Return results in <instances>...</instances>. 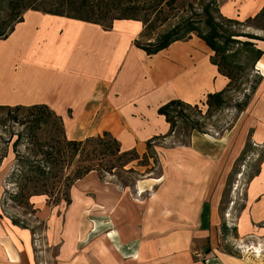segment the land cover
<instances>
[{"label": "crops", "instance_id": "crops-1", "mask_svg": "<svg viewBox=\"0 0 264 264\" xmlns=\"http://www.w3.org/2000/svg\"><path fill=\"white\" fill-rule=\"evenodd\" d=\"M262 9L264 0H226L220 13L243 22ZM22 18L0 39V106L46 105L61 117L68 140L107 132L121 152L146 155L148 145L169 137L160 107L173 100L205 104L229 84L195 35L148 56L134 44L143 31L139 21L116 20L104 29L34 10ZM253 35L264 38V31ZM251 43L261 51L254 65L261 81L244 111L245 124L236 128L233 155L230 146L206 147L199 139L160 149L158 177L132 188L103 183L90 172L72 189L64 217L46 218L48 249L40 255L31 232L3 216L0 179V264H264V255L250 249L264 240V157L253 175H244L234 236L230 211H222L225 180L247 129L264 147V41ZM224 223L229 230L222 231Z\"/></svg>", "mask_w": 264, "mask_h": 264}, {"label": "trees", "instance_id": "trees-1", "mask_svg": "<svg viewBox=\"0 0 264 264\" xmlns=\"http://www.w3.org/2000/svg\"><path fill=\"white\" fill-rule=\"evenodd\" d=\"M31 1L35 2L36 0ZM176 2L177 0H49V8L36 9L30 7V4L29 6H22V2L14 1L9 4L12 11V26L5 32L1 30L0 24V39H6L13 32L15 24L22 22V15L27 10L98 24L104 29H110L112 23L116 20L139 21L143 25V31L139 40H136L134 44L148 56L157 54L174 42L188 40L193 34L201 39L213 52L210 62L218 68L221 75L229 80L226 88L228 90L232 81L235 80L231 61L233 56L227 55L228 46L240 42L233 39L234 34L226 32L223 35L221 33V24L214 22L208 7L204 10L206 18L203 19L204 25L208 29L207 33L202 32L199 26L193 22L185 20L182 24L172 26V28L162 33L152 34L157 26L164 25L169 18L164 16L150 19V17L154 14L157 16L166 7L172 8ZM140 15H142L141 18ZM224 19L228 23H238L235 20ZM243 23L247 27L264 31V9L254 17L246 19ZM239 36H244L253 41H264V38L253 34ZM144 37L146 39L142 43L141 39ZM241 45L254 48L250 41L241 42ZM252 51L255 53V61H257L261 56V51L256 49ZM233 68L238 69L237 67ZM260 81L261 78L258 77L251 88V94L255 92ZM226 90L208 95L205 102L207 112H210L214 107L220 108L223 105V95ZM247 99L246 96L242 104L243 107L246 106ZM196 109L197 105L190 106L180 100H173L160 107L158 114L164 116L169 124L170 135L175 128L173 114L175 113L176 116L181 118L183 117V111ZM0 113H4L6 118L12 119L15 124L23 128L21 132L16 134L15 140L8 143L14 154L16 168H19L18 170L12 169V176L20 185V195L16 196L17 198L24 196L23 192L28 193L30 197L46 195L49 200L54 199V205L65 202L68 206L71 202V187L90 172L111 174L115 170H123L128 164L139 159V155L134 150L121 152L117 140L107 132L83 141L68 140L61 117L52 112L46 105L0 106ZM20 113L26 114V116L21 117L22 120L17 117ZM12 115L14 117H11ZM190 129H194L192 125ZM23 140L33 147V149L28 150L32 152L35 161H31L26 156L18 153L17 149ZM78 156H80V159L76 163L77 168L70 171L69 168ZM145 157L144 155L143 158ZM10 221L16 227L27 229L26 226L19 224L17 220L11 219ZM225 229L228 228L224 223L222 231H225ZM230 231L231 235L234 236L233 227Z\"/></svg>", "mask_w": 264, "mask_h": 264}, {"label": "rangeland", "instance_id": "rangeland-1", "mask_svg": "<svg viewBox=\"0 0 264 264\" xmlns=\"http://www.w3.org/2000/svg\"><path fill=\"white\" fill-rule=\"evenodd\" d=\"M14 1L22 2V6H29L30 4V7L36 9L49 8L50 4L48 3L49 0H36L35 2L31 0H0V24L1 30L5 32L12 26V11L10 10L9 4ZM224 1L226 0H177L172 8L166 7L157 16L154 14L150 17V19L162 18L164 16H168L169 18L167 23L162 26H157L156 30L152 32L154 35L169 30L172 26L180 25L185 20L193 22L199 26L202 32L207 33L208 29L204 25L203 19L206 18L204 16V10L208 7V10L214 18V22L221 24V33L225 35L228 32V34L235 35L233 39L240 43L229 45L227 55L233 56L231 60L232 66L238 69L232 67L235 80L232 81L231 87L223 95V105L220 108L214 107L210 112H207V106L201 104L197 106L196 110L183 111V117L181 118L174 113L175 128L174 132L168 138H160L155 141L153 146L148 147L145 158H143L144 155L140 156L137 161L128 164L123 170L118 169L111 174L105 172L97 173L103 183H114L118 187L132 188L136 181L156 178L161 169L160 149L189 146L196 139L204 142L206 147L211 142L214 144L218 143L221 147L225 144V148L230 146L229 151L233 155L234 144L239 136L238 132L235 133L236 128L240 124H245H242L241 121L244 118V111L253 100L254 93L251 94V88L260 76L254 74L256 57L252 50L255 47L250 48L241 45V42H252L253 40L239 36L253 34L255 29L247 27L243 22L237 20L235 21L238 23L226 22L220 13V6ZM19 8L23 9L22 7ZM141 17L142 15H140ZM156 24L158 25L159 23ZM145 39L146 37L142 38L141 42L144 43ZM246 96L248 97L247 103L243 107L242 104ZM24 116H26L25 113H20L17 117L19 120H22L21 117ZM11 117H14V115ZM191 125L194 128L193 130L190 129ZM22 129L12 119L6 118L4 113H0V179L3 185L1 212L9 220H17L19 224L27 227L33 236L32 247L34 252L36 255H40L39 252L48 249L45 236L47 228L46 218L56 214L59 219H62L67 206L65 202L54 205V199L51 198L49 200L46 195L30 197L28 193L23 192L24 196L21 198L16 197L20 195V185L14 180L12 169L15 168V170H18L19 168H16L14 154L10 146H8V143L11 140H15L16 134L21 132ZM252 136L253 130L247 129L243 147L240 152L234 155L231 170L225 180L223 188L222 211H225V213L230 211L229 215L231 216L232 221L230 223L232 227H234L233 220H236L238 209L242 204L244 185L248 180V178L246 180L244 175H247V177L253 175L262 157H264V147L256 145L253 142ZM222 138L229 139L230 143L228 141H222ZM31 148L33 149L30 144L23 140L17 151L20 155H24L31 161H35V158L32 157V152L28 150ZM78 159H80V156L75 159L69 168L70 171L77 168L76 163ZM239 175H242V177L240 178ZM78 185L79 182H75L71 187L70 198L72 189H78ZM90 196H92L91 193ZM230 242L234 243V240L230 238ZM261 243L262 246L259 245L250 248L252 249L253 256L259 257L260 255H264V240ZM227 246H229V243ZM54 248H49L51 255L56 253V247ZM233 248L236 247L233 246ZM242 249L247 256L250 255L251 252L247 246H242ZM256 249L259 252H256ZM196 259L199 258L196 257Z\"/></svg>", "mask_w": 264, "mask_h": 264}, {"label": "built area", "instance_id": "built-area-1", "mask_svg": "<svg viewBox=\"0 0 264 264\" xmlns=\"http://www.w3.org/2000/svg\"><path fill=\"white\" fill-rule=\"evenodd\" d=\"M199 255L197 254V257H198Z\"/></svg>", "mask_w": 264, "mask_h": 264}]
</instances>
